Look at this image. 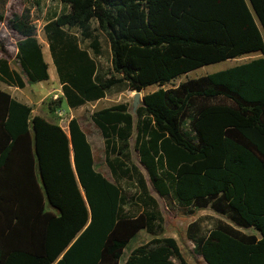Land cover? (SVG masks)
<instances>
[{
    "label": "trees",
    "instance_id": "obj_1",
    "mask_svg": "<svg viewBox=\"0 0 264 264\" xmlns=\"http://www.w3.org/2000/svg\"><path fill=\"white\" fill-rule=\"evenodd\" d=\"M59 1L43 23L62 90L51 114L261 55L146 93L133 112L127 102L94 110L112 180L95 168L76 117L65 130L0 88V264H121L140 230L151 238L123 264H190L173 236L160 235L164 217L148 184L169 209L209 208L225 219L206 233L188 225L206 264H264V0ZM20 20L10 28L31 85L49 78L48 63ZM98 33L110 47L107 74L94 58ZM0 81L26 84L3 58Z\"/></svg>",
    "mask_w": 264,
    "mask_h": 264
},
{
    "label": "rangeland",
    "instance_id": "obj_2",
    "mask_svg": "<svg viewBox=\"0 0 264 264\" xmlns=\"http://www.w3.org/2000/svg\"><path fill=\"white\" fill-rule=\"evenodd\" d=\"M62 7L63 6L59 0H0V16L2 17V19H0V58L7 60L10 68L19 72L25 80L26 76L22 72L19 60L16 56V41L20 38V33L10 28V22L20 24V22H22L20 20L21 16H26V24L30 26L31 32L36 35L38 40H45L43 33V23L45 18L53 12H59ZM98 34L101 51L100 55L94 56V58L99 71L107 74L111 69L110 47L106 37L102 33ZM82 43L83 45H87V42L82 41ZM48 53L49 52H46V55L51 66V78H53L56 71L50 54L48 55ZM260 55L261 54L252 53L205 64L187 73L181 74L175 79L166 82L162 86L157 84L150 85L142 89L140 92L143 96L144 94L157 90L160 87H173L188 78H194L216 72L235 64L248 61ZM44 84L42 82L32 83L31 85L26 83L25 87L20 89L15 86H9L8 84L0 81V88L6 91L8 90V92L15 97H21L22 99L28 101L33 108V114L42 113L48 115L47 112L51 111V107H53V104L51 103L54 100L53 96L57 93V90H53L49 93L48 87L57 88V86H55L57 84L51 82L48 87ZM134 92L135 91L131 90L117 91L116 89H112L108 91L105 97L100 101L87 102L82 106L71 109L62 106L64 111L63 116L61 118L57 114H53L52 116V118L58 121L65 130H67V122L70 117H76L80 121L93 149L95 168L111 180L113 178L105 162L103 138L99 129L91 121L90 115L96 109L110 106L117 102H127L130 106V110L133 112L132 100ZM140 104L141 101L138 105ZM134 118L136 119V117ZM133 143L134 138L130 140L131 158L134 162L138 163V156L133 148ZM143 172L145 173L144 170ZM148 186L153 196L158 200L160 210L164 217V230L160 235L164 234L173 236L176 239L184 257L190 264H206L202 257L194 252V243L188 235V225L192 221H195L197 222V226L199 228L197 231L206 233L209 230V224H213V222L219 218V215H215L209 208L199 209L194 214H183L182 211L178 209H169L163 199L153 191L151 185L148 184ZM196 228L197 227L194 226L191 231H196L194 230ZM150 237L151 235L145 230H140L125 247L122 258L125 257L135 246L146 242L150 239Z\"/></svg>",
    "mask_w": 264,
    "mask_h": 264
},
{
    "label": "crops",
    "instance_id": "obj_3",
    "mask_svg": "<svg viewBox=\"0 0 264 264\" xmlns=\"http://www.w3.org/2000/svg\"><path fill=\"white\" fill-rule=\"evenodd\" d=\"M40 41V43H41V45H42V52H43V55H44V59H45V61L48 63V73H49V78L47 79V80H44V81H39V82H42L45 86H49V83H54V84H57V85H55V86H57V88H55V87H48L49 89H48V92L50 93V92H52L53 90H57V93L56 94H54V96H56V97H59V96H61L62 95V90H61V84H60V82H59V79H58V73H57V71H56V67H55V65H54V63H53V60H52V56H51V54H50V50H49V46H48V42L46 41V39L45 40H39ZM46 52H49L48 53V55L50 54V57H51V60H52V63H53V65H54V68H55V71H56V73L54 74V76H53V78H51V71H50V69H51V66H50V63H49V61H48V57H47V55H46ZM23 77V76H22ZM23 79H24V77H23ZM25 80V79H24ZM25 83H26V80H25ZM26 85V84H25ZM9 86H12V85H9ZM14 87V86H13ZM16 87V86H15ZM21 89V88H20ZM8 91V90H7ZM32 91V90H31ZM10 93V92H9ZM11 94V93H10ZM12 95V94H11ZM12 96H14V95H12ZM15 97V96H14ZM105 97V96H104ZM104 97H102V98H100V99H98V100H96V101H100V100H102ZM16 99H18L19 101H21V102H24V103H27V104H29L28 103V101H26V100H24V99H22L21 97L20 98H18V97H15ZM30 105V104H29ZM31 106V105H30ZM65 107H67L68 109H71V108H69L66 104H65ZM105 107H107V106H105ZM103 108V107H102ZM32 113H33V109H32ZM39 115H42L43 117H45L46 119H48V120H50V121H54V122H57L59 125H61L58 121H56L55 119H53L52 118V116H53V114H51L50 112H47V114L48 115H46V114H40V113H38ZM71 118V117H70ZM69 118V119H70ZM68 123V122H67ZM62 126V125H61ZM206 209V208H205ZM212 211V210H211ZM214 212V211H213ZM214 214L215 215H218L217 213H215L214 212ZM219 218H222V219H224L223 217H221L220 215H219ZM225 220V219H224ZM215 225V221L213 222V224H209V230L213 227ZM163 236H168V235H164L163 234ZM151 238V237H150ZM141 244V243H140ZM139 245V244H138ZM128 255V254H127ZM127 255L125 256V257H123L122 258V260H121V264H123L124 263V260H125V258L127 257Z\"/></svg>",
    "mask_w": 264,
    "mask_h": 264
},
{
    "label": "water",
    "instance_id": "obj_4",
    "mask_svg": "<svg viewBox=\"0 0 264 264\" xmlns=\"http://www.w3.org/2000/svg\"><path fill=\"white\" fill-rule=\"evenodd\" d=\"M141 101V103L144 102L143 100V96L141 95L140 91H135L134 95H133V100H132V110L135 111L137 105L139 104V102Z\"/></svg>",
    "mask_w": 264,
    "mask_h": 264
},
{
    "label": "built area",
    "instance_id": "obj_5",
    "mask_svg": "<svg viewBox=\"0 0 264 264\" xmlns=\"http://www.w3.org/2000/svg\"><path fill=\"white\" fill-rule=\"evenodd\" d=\"M53 99H57V97L53 96ZM56 114L61 118L63 116V114H64L63 109L62 108L56 109Z\"/></svg>",
    "mask_w": 264,
    "mask_h": 264
}]
</instances>
